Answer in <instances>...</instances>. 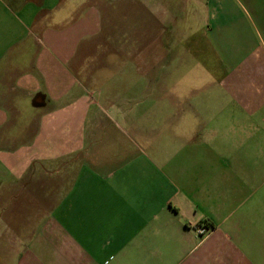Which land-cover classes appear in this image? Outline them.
Listing matches in <instances>:
<instances>
[{
  "label": "crops",
  "instance_id": "1",
  "mask_svg": "<svg viewBox=\"0 0 264 264\" xmlns=\"http://www.w3.org/2000/svg\"><path fill=\"white\" fill-rule=\"evenodd\" d=\"M0 258L264 264V0H0Z\"/></svg>",
  "mask_w": 264,
  "mask_h": 264
},
{
  "label": "rangeland",
  "instance_id": "2",
  "mask_svg": "<svg viewBox=\"0 0 264 264\" xmlns=\"http://www.w3.org/2000/svg\"><path fill=\"white\" fill-rule=\"evenodd\" d=\"M192 72V73H191ZM191 73V76H193V75H196V74H198L197 73V71L194 69V71L191 69V67L190 66H179V69L177 70V74L180 76V75H186V74H190ZM242 133H244V134H246V132L244 131V132H241V134ZM13 261H14V259H8V264H12L13 263ZM2 262H3V259L2 258H0V264H2Z\"/></svg>",
  "mask_w": 264,
  "mask_h": 264
},
{
  "label": "built area",
  "instance_id": "3",
  "mask_svg": "<svg viewBox=\"0 0 264 264\" xmlns=\"http://www.w3.org/2000/svg\"><path fill=\"white\" fill-rule=\"evenodd\" d=\"M195 231L198 235L204 236L211 231V227L206 225H197L195 227Z\"/></svg>",
  "mask_w": 264,
  "mask_h": 264
}]
</instances>
